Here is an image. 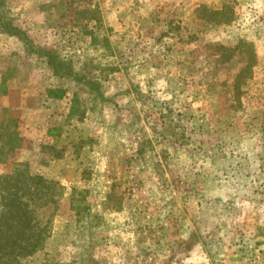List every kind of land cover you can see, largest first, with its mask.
Segmentation results:
<instances>
[{"label": "rangeland", "instance_id": "374dc122", "mask_svg": "<svg viewBox=\"0 0 264 264\" xmlns=\"http://www.w3.org/2000/svg\"><path fill=\"white\" fill-rule=\"evenodd\" d=\"M0 16L20 30L0 32V174L63 188L13 264H264V0H0Z\"/></svg>", "mask_w": 264, "mask_h": 264}, {"label": "trees", "instance_id": "16d2710c", "mask_svg": "<svg viewBox=\"0 0 264 264\" xmlns=\"http://www.w3.org/2000/svg\"><path fill=\"white\" fill-rule=\"evenodd\" d=\"M0 32L20 36V30L2 16ZM46 53L54 72L71 75V71H61L63 61ZM14 134L9 132L8 145ZM62 190L57 181L32 175L25 168L17 167L12 173L0 174V264H13L43 245Z\"/></svg>", "mask_w": 264, "mask_h": 264}]
</instances>
